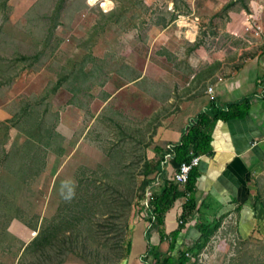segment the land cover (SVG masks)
<instances>
[{
  "label": "rangeland",
  "instance_id": "1",
  "mask_svg": "<svg viewBox=\"0 0 264 264\" xmlns=\"http://www.w3.org/2000/svg\"><path fill=\"white\" fill-rule=\"evenodd\" d=\"M248 8L246 0H0V264H125L145 168L168 146L155 139L178 123L172 97L197 103L251 59L236 49ZM35 145L46 151L39 161ZM143 214L147 237L166 254L170 235L161 241ZM228 215L187 264H264L256 214L251 230L235 207ZM183 226L175 252L199 236L194 219ZM40 240L45 253L33 250ZM157 249L148 245L142 263L153 264Z\"/></svg>",
  "mask_w": 264,
  "mask_h": 264
},
{
  "label": "crops",
  "instance_id": "2",
  "mask_svg": "<svg viewBox=\"0 0 264 264\" xmlns=\"http://www.w3.org/2000/svg\"><path fill=\"white\" fill-rule=\"evenodd\" d=\"M246 4L249 13L240 18V26V21L236 22L239 26L238 39L242 44L236 49L238 56L249 53L251 59L239 65L233 75L213 81V92L209 90L205 92L197 103L190 101L192 95L184 99L172 97L180 109L177 113L178 123L172 120L169 123L171 129L162 128L159 138L155 139L157 143H168L167 145L180 142L190 125L208 109L211 98H216L223 105L250 98V108L246 116L226 123L219 122L212 135L211 153L201 156L198 165L201 177L192 193L200 211L197 209L194 217H191L198 233L196 221L200 213L211 221L215 218L220 220V216L224 214H233L234 207L241 228L251 230L254 224L252 217L256 214V221L264 231V203L262 200L254 201L258 191L260 189L264 191V0H246ZM245 29L249 32H245ZM163 156L164 152L161 157ZM155 157V153L150 151L148 159L152 160ZM160 169L162 173L156 171L151 176L153 182L156 179L161 181L160 185H154L153 191L168 179H173L174 172L177 171L174 161L166 167L161 166ZM182 187L180 186V189ZM173 208L165 215L167 234L178 227L176 217L182 211L181 206L177 208V212H173ZM143 221L141 219L133 227L131 252L125 264H143L142 258L148 255L147 248L152 241L147 237L148 230ZM247 223H251L250 226ZM199 237L200 233L196 240ZM152 244L157 246V250L166 251L162 248L164 242L160 245ZM136 246L137 253L132 254Z\"/></svg>",
  "mask_w": 264,
  "mask_h": 264
},
{
  "label": "trees",
  "instance_id": "3",
  "mask_svg": "<svg viewBox=\"0 0 264 264\" xmlns=\"http://www.w3.org/2000/svg\"><path fill=\"white\" fill-rule=\"evenodd\" d=\"M61 6L57 5L56 13L59 11ZM166 25V24H165ZM42 44H45V40L42 41ZM250 108V98H245L241 102H231L228 105L221 104L217 99H213L208 109L200 114L195 123H193L184 133L182 139L178 143H172V148L168 150V146L164 151V156L158 162V164L153 167L147 165L144 172V181L141 185L143 189V197L136 199L132 206L131 212V221L133 222L136 217L139 219H144V210H148L150 218L152 219V224L155 225L157 233L160 236V240L164 241L168 235H170L169 240V248L167 253L157 252L155 254V259L153 264H187V262L191 259L189 256L190 253L201 251L206 244L209 242L210 238L216 232L221 224V220L216 219L211 221L209 218H204L201 213L196 221V225L198 231L200 233L199 239L195 240V244L187 249H178L175 252L177 239L179 235L182 233L184 226L183 222L188 221L195 213L197 208V200L192 195L194 192L196 185L198 183L199 178L201 177V173L198 167L194 168L190 175L189 180L186 185L183 186V189H180V185L173 181V179H168L163 185L159 186L157 190L153 191V194L149 200L148 206L143 203L148 187L153 183L152 179H149V175L156 171L161 173V166L164 162L165 156L167 153L174 154V163L175 166L188 163L193 156H203L206 154H210L212 151V135L216 128V125L219 122H229L232 119H241L246 116L247 112ZM27 109L22 111L21 116L26 114ZM39 127L44 131L45 126L43 121L39 122ZM28 143V140L26 141ZM25 142V143H26ZM37 150V161H39V152H46L42 147L35 145ZM177 170V169H175ZM184 195L186 201L184 206L182 207L181 219L183 220L178 227L170 232L166 233L165 230V215L168 211H170L174 205L176 200ZM142 200V203H141ZM151 230V229H150ZM150 239V238H148ZM36 244H32L34 247L33 250H39L41 253H45V245L43 241H36ZM35 243V242H34ZM132 239L129 235L124 244V254L123 259L127 260L128 256L131 252ZM154 244H149V250L155 248ZM57 252L61 253L62 248H59ZM58 262L56 264H60L63 260V257L58 258Z\"/></svg>",
  "mask_w": 264,
  "mask_h": 264
},
{
  "label": "built area",
  "instance_id": "4",
  "mask_svg": "<svg viewBox=\"0 0 264 264\" xmlns=\"http://www.w3.org/2000/svg\"><path fill=\"white\" fill-rule=\"evenodd\" d=\"M259 31V27H258ZM214 88H210L209 92H213ZM172 148V144L168 145V150ZM174 161V154L167 153L164 159V162L162 163V167H166L167 164L170 162ZM201 161V156H193L192 159L188 163H183L180 165H177V171L174 172V181L178 183L180 186L186 185V183L189 180V175L191 171L198 167ZM162 173V172H161ZM161 181L159 179H156L147 189L145 198H144V203L145 205L148 206L149 200L153 194V188L154 185L158 186L160 185ZM182 222V220H181Z\"/></svg>",
  "mask_w": 264,
  "mask_h": 264
},
{
  "label": "clouds",
  "instance_id": "5",
  "mask_svg": "<svg viewBox=\"0 0 264 264\" xmlns=\"http://www.w3.org/2000/svg\"><path fill=\"white\" fill-rule=\"evenodd\" d=\"M94 2V0H89V3H93Z\"/></svg>",
  "mask_w": 264,
  "mask_h": 264
},
{
  "label": "bare ground",
  "instance_id": "6",
  "mask_svg": "<svg viewBox=\"0 0 264 264\" xmlns=\"http://www.w3.org/2000/svg\"><path fill=\"white\" fill-rule=\"evenodd\" d=\"M137 231V230H136ZM135 234V233H134ZM138 234V233H137Z\"/></svg>",
  "mask_w": 264,
  "mask_h": 264
}]
</instances>
